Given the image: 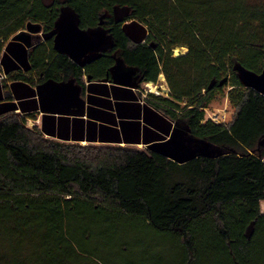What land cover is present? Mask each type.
<instances>
[{"label":"trees","instance_id":"obj_1","mask_svg":"<svg viewBox=\"0 0 264 264\" xmlns=\"http://www.w3.org/2000/svg\"><path fill=\"white\" fill-rule=\"evenodd\" d=\"M63 5L78 13L82 28L101 21L113 46L79 66L57 53L52 39L32 35L28 56L41 72L39 82L109 80L117 58L135 70L137 86L162 74L169 97L150 93L148 102L184 121L194 137L230 152L180 164L145 148L48 139L26 126V116L0 114V264H107L100 254L106 238L123 236L122 251L132 234L166 238L182 264L204 252L225 254L235 264H264V95L243 86L233 69L236 63L257 73L264 68V5L0 0V51L28 22L51 30ZM115 5L130 8L119 23ZM177 46L187 52L174 56ZM225 85L235 111L228 122L216 123L204 108Z\"/></svg>","mask_w":264,"mask_h":264},{"label":"crops","instance_id":"obj_2","mask_svg":"<svg viewBox=\"0 0 264 264\" xmlns=\"http://www.w3.org/2000/svg\"><path fill=\"white\" fill-rule=\"evenodd\" d=\"M11 37L0 51V114L26 116L25 122L36 126L44 137L81 145L146 147L168 136L174 121L144 99L139 86L115 84L112 78L83 77V116L41 112L35 92L41 72L32 69L28 56L34 44L26 47Z\"/></svg>","mask_w":264,"mask_h":264},{"label":"water","instance_id":"obj_3","mask_svg":"<svg viewBox=\"0 0 264 264\" xmlns=\"http://www.w3.org/2000/svg\"><path fill=\"white\" fill-rule=\"evenodd\" d=\"M128 6L115 5L112 8L114 22L119 23L128 16ZM41 30L38 23L28 22L25 30L15 33L11 39L31 45V35ZM42 39H52V48L59 54L66 55L79 66L101 56L102 52L112 48L113 39L102 22L94 27L79 26V15L69 5L60 7L59 14L51 30L39 34ZM236 75L245 87H250L264 95V68L260 72L249 70L239 63L233 65ZM112 82L119 85L136 86L130 75L131 68L123 65L121 59L111 68ZM90 80V77H86ZM107 80V79H104ZM222 82V81H221ZM213 81L208 87H211ZM82 86L74 80L46 79L35 87L38 106L41 112L58 113L73 116L85 114V99L81 96ZM150 151L161 154L177 163H185L198 156L215 158L230 152L214 146L209 141L191 135L182 120L174 121L167 137L145 145ZM250 234L248 229L247 235Z\"/></svg>","mask_w":264,"mask_h":264},{"label":"rangeland","instance_id":"obj_4","mask_svg":"<svg viewBox=\"0 0 264 264\" xmlns=\"http://www.w3.org/2000/svg\"><path fill=\"white\" fill-rule=\"evenodd\" d=\"M251 2L257 5H264V0H251ZM131 29L133 31H138L140 27H138V25H132ZM186 52L187 47L185 46L174 47L172 51L174 56L185 54ZM146 83L148 84L145 85V83H142L139 86L140 95L144 99H152L150 93L162 97H169V87L163 75L159 74L156 83ZM228 89L229 86L225 85L222 89L216 90L205 107L206 109L204 111L206 117L216 114L220 115L219 119H221V116L224 115V122H228L233 117L235 109L228 100ZM184 104L185 102H181V105ZM18 116L22 117L21 115ZM26 126L32 128L34 125L27 122ZM129 147L147 149L144 146ZM260 208L264 212V199L260 202ZM122 239L123 236L106 238V246L101 248L100 254L104 257L107 264H182L183 257L179 249L171 246V242L166 238L155 236L154 234H141V236L132 234L129 236L130 247L120 251L119 242ZM195 259V261H191L189 264H235L231 262L228 256L219 252H204Z\"/></svg>","mask_w":264,"mask_h":264},{"label":"flooded vegetation","instance_id":"obj_5","mask_svg":"<svg viewBox=\"0 0 264 264\" xmlns=\"http://www.w3.org/2000/svg\"><path fill=\"white\" fill-rule=\"evenodd\" d=\"M106 15L109 16V15H111V14H108V13H107ZM103 17H105V16H102V18H103ZM112 17H113V14H112ZM113 18H114V17H113ZM103 19H104V18H103ZM102 25L105 27L104 24H102ZM42 32H44V31H43L42 28H41L40 31H38V32H36V33H33V34H32V35H33V38H36V41L44 40V39H42V37L39 36V34L42 33ZM108 33L110 34V32H109V28H108ZM32 35H31V36H32ZM31 36H30V37H31ZM49 39H51V38H49ZM108 50H109V49H108ZM106 51H107V50H105L104 52H106ZM104 52H102V54H103ZM102 54H101V55H102ZM98 58H99V57H98ZM96 59H97V58H96ZM117 59H118V58H117ZM94 60H95V59H94ZM92 61H93V60H92ZM92 61H91V62H92ZM88 63H89V62H88ZM115 64H116V62H115ZM115 64H114V65H115ZM114 65H113V66H114ZM123 65L126 66L125 64H123ZM113 66H112L111 68H113ZM126 67H127V66H126ZM111 68H110V70H109V72H108V74H110V78H112V76H113V73H112V71H111ZM129 68H130V67H129ZM131 71H132V72H131L132 74L130 75V76H131V77H130L131 81L134 82V83H138V81H137V74L135 73V70L131 68ZM145 85H147V83H146Z\"/></svg>","mask_w":264,"mask_h":264},{"label":"built area","instance_id":"obj_6","mask_svg":"<svg viewBox=\"0 0 264 264\" xmlns=\"http://www.w3.org/2000/svg\"><path fill=\"white\" fill-rule=\"evenodd\" d=\"M146 84V83H145ZM206 108H204V110H205ZM222 118L221 119H219L220 118V115H216V114H214V115H210V116H205V118L206 119H211L212 121H214V122H216V123H221V122H224V115H222L221 116Z\"/></svg>","mask_w":264,"mask_h":264},{"label":"bare ground","instance_id":"obj_7","mask_svg":"<svg viewBox=\"0 0 264 264\" xmlns=\"http://www.w3.org/2000/svg\"><path fill=\"white\" fill-rule=\"evenodd\" d=\"M148 84V83H147Z\"/></svg>","mask_w":264,"mask_h":264}]
</instances>
